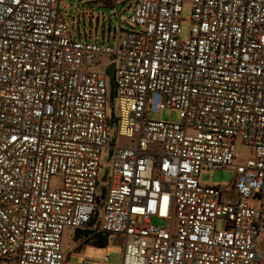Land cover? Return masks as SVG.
I'll return each instance as SVG.
<instances>
[{"label": "built area", "instance_id": "2783aa9c", "mask_svg": "<svg viewBox=\"0 0 264 264\" xmlns=\"http://www.w3.org/2000/svg\"><path fill=\"white\" fill-rule=\"evenodd\" d=\"M61 1L0 0V264H68L67 230L120 238L121 264H264V0H132L116 47ZM237 141L233 188L203 186Z\"/></svg>", "mask_w": 264, "mask_h": 264}, {"label": "rangeland", "instance_id": "374dc122", "mask_svg": "<svg viewBox=\"0 0 264 264\" xmlns=\"http://www.w3.org/2000/svg\"><path fill=\"white\" fill-rule=\"evenodd\" d=\"M61 13L68 22L72 33L80 40L88 38V41L98 40L100 42H110L112 46H117L119 37L124 30H129L128 18L133 12L132 0H63L60 3ZM191 5L186 3L183 8L181 21V40L187 41L191 38L194 27L191 20ZM115 116H120L119 106L115 105ZM149 119L156 122L174 123L180 122L178 111L163 110L160 113H151ZM111 141L116 146H127L129 139L119 137L117 129L111 132ZM238 157L234 166L220 170H203L200 175V183L203 186H214L225 190H231L236 180L237 168L239 164L246 163L255 157V150L246 146L240 141L236 142ZM105 169L108 167V156L102 157ZM60 179L52 180V187L60 186ZM154 224L161 226L163 223L157 219ZM224 223L219 222L218 228L223 229ZM76 231L67 230L63 237V252L67 256L68 264H103L106 254L110 257L109 264H121L123 248L120 244L115 245L113 239L109 242V247L99 248L86 244L85 239L75 241Z\"/></svg>", "mask_w": 264, "mask_h": 264}, {"label": "trees", "instance_id": "16d2710c", "mask_svg": "<svg viewBox=\"0 0 264 264\" xmlns=\"http://www.w3.org/2000/svg\"><path fill=\"white\" fill-rule=\"evenodd\" d=\"M109 235L94 234L85 239L86 244L94 245L99 248H108L109 246Z\"/></svg>", "mask_w": 264, "mask_h": 264}, {"label": "water", "instance_id": "95a60500", "mask_svg": "<svg viewBox=\"0 0 264 264\" xmlns=\"http://www.w3.org/2000/svg\"><path fill=\"white\" fill-rule=\"evenodd\" d=\"M106 72L110 75V79L113 80L114 76H115V65H111L110 67H108L106 69ZM111 154H112V151H110V157H111ZM107 172H108V169H106V174H107ZM104 191H105V188L103 187L102 188V192L104 193ZM76 234H77L78 237H80V236L89 237L91 235V232H88V231H85V232L77 231Z\"/></svg>", "mask_w": 264, "mask_h": 264}, {"label": "crops", "instance_id": "0c3cea01", "mask_svg": "<svg viewBox=\"0 0 264 264\" xmlns=\"http://www.w3.org/2000/svg\"><path fill=\"white\" fill-rule=\"evenodd\" d=\"M80 237H81V236H80ZM80 237H78L77 234H76V239H75V241L78 242L79 240H83V239H81ZM86 238H87V237H86ZM86 238H85V239H86ZM112 239H113L115 245L121 244V239H120V238H115V237L113 238V237H110L109 242H110ZM107 249H111V247L108 246Z\"/></svg>", "mask_w": 264, "mask_h": 264}]
</instances>
